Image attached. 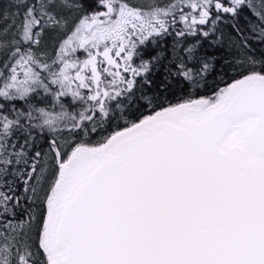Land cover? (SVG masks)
Segmentation results:
<instances>
[{"label":"snow or ice","instance_id":"6c2138e0","mask_svg":"<svg viewBox=\"0 0 264 264\" xmlns=\"http://www.w3.org/2000/svg\"><path fill=\"white\" fill-rule=\"evenodd\" d=\"M0 264H264V0H0Z\"/></svg>","mask_w":264,"mask_h":264}]
</instances>
